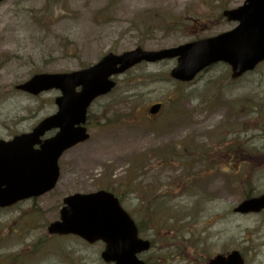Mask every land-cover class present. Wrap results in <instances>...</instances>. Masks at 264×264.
I'll return each mask as SVG.
<instances>
[{
  "label": "rangeland",
  "instance_id": "rangeland-1",
  "mask_svg": "<svg viewBox=\"0 0 264 264\" xmlns=\"http://www.w3.org/2000/svg\"><path fill=\"white\" fill-rule=\"evenodd\" d=\"M244 0H5L0 4V138L56 110L57 90L15 89L108 53L174 47L235 27L221 15ZM176 59L139 64L89 107V139L59 160L49 193L0 208V264H111L103 244L56 237L62 200L112 192L151 242L147 264H207L237 250L264 262V212L233 211L264 193V62L237 80L224 63L178 84ZM163 109L151 116L153 103Z\"/></svg>",
  "mask_w": 264,
  "mask_h": 264
},
{
  "label": "water",
  "instance_id": "water-1",
  "mask_svg": "<svg viewBox=\"0 0 264 264\" xmlns=\"http://www.w3.org/2000/svg\"><path fill=\"white\" fill-rule=\"evenodd\" d=\"M1 1V0H0ZM229 21H238L233 30L215 37L186 43L160 51L136 48L120 55L108 54L89 68L60 74H39L18 88L37 94L56 88L61 96L55 100L58 112L42 120L32 132L0 140V206H8L52 189L59 177L58 159L68 148L88 138L86 110L97 96L106 94L115 82L111 75L124 72L141 61L154 62L177 57L178 64L171 76L191 80L209 64L224 61L237 78L264 60V0H245L236 9L223 12ZM81 87L80 91H76ZM161 104H153L149 111L156 114ZM52 128L59 132L40 143V137ZM40 144L39 150L33 146ZM60 221L49 226L59 234H77L93 242L106 243L102 258L115 264H145L138 254L149 249V242L137 237L133 220L121 208L118 200L105 191L74 194L64 199ZM264 208V194L244 200L235 211L258 212ZM228 261L217 257L209 264H241L237 253Z\"/></svg>",
  "mask_w": 264,
  "mask_h": 264
},
{
  "label": "flooded vegetation",
  "instance_id": "flooded-vegetation-1",
  "mask_svg": "<svg viewBox=\"0 0 264 264\" xmlns=\"http://www.w3.org/2000/svg\"><path fill=\"white\" fill-rule=\"evenodd\" d=\"M240 253V260L242 264H251L250 260L244 256V254L242 252ZM230 254V252H216V256L217 255H221V256H225V258H227V256ZM252 264H264V262H262L261 260H254L252 261Z\"/></svg>",
  "mask_w": 264,
  "mask_h": 264
}]
</instances>
